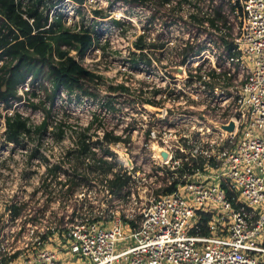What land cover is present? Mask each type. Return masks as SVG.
<instances>
[{
	"label": "built area",
	"instance_id": "built-area-1",
	"mask_svg": "<svg viewBox=\"0 0 264 264\" xmlns=\"http://www.w3.org/2000/svg\"><path fill=\"white\" fill-rule=\"evenodd\" d=\"M16 1L22 16L32 23L33 18L23 13L27 0ZM53 1H57L53 6H40L49 23L62 13L64 26L74 32L90 30L92 42L86 51L78 54L71 49L69 55L94 74L92 83L123 84L140 93L141 117L112 124L93 112L80 123L79 128L92 124L85 136L68 135L64 127L59 140L44 135L39 152L31 158L30 149L37 141L29 150L27 145L19 149L22 177L15 185L26 194L9 205L26 203L28 207L34 193L40 211L49 204L63 211L46 231L36 225L45 221L46 211L31 214L27 209L15 217L26 227L19 232L18 244L9 247L3 243L8 236L0 231V264H264V0H238L233 46L239 57H209L203 47L184 63L177 61L181 75L172 73L178 77H170L168 84L144 87L142 92L133 90L124 74L132 68V53L140 51L134 47L138 35L121 34L117 19L103 22L108 18L95 15L93 6L94 14L90 11L87 20L80 15L86 0H71L69 12L61 8L68 0ZM194 2L188 0L180 10L193 12L198 5L212 11L216 0ZM112 32L123 37L112 41ZM112 66L115 71L110 75ZM142 66L148 65L140 61L138 68ZM222 67L233 78L235 70L242 76L239 85L223 88L218 84ZM30 80L28 76L18 86L19 95L22 88L35 87L37 82L31 85ZM222 88L227 93L223 98ZM65 94L77 96L60 88V101ZM21 102H14L5 113L10 115ZM30 111L28 107L26 115ZM34 111L29 123L38 124L44 113ZM229 120L234 128L226 132L221 125ZM106 132L119 140L107 141ZM47 145L57 150L55 155L42 149ZM14 146L9 143L7 148ZM158 149L166 152L165 158ZM115 175L126 180L119 196L112 193L110 184ZM169 187L170 191H164ZM65 191L69 193L62 194ZM9 205L5 206L8 213ZM59 220L63 226L55 228ZM48 229L59 240L62 237L60 249L48 246L50 236L42 238ZM22 250L27 253L20 255ZM15 251L19 254L11 259Z\"/></svg>",
	"mask_w": 264,
	"mask_h": 264
},
{
	"label": "trees",
	"instance_id": "trees-1",
	"mask_svg": "<svg viewBox=\"0 0 264 264\" xmlns=\"http://www.w3.org/2000/svg\"><path fill=\"white\" fill-rule=\"evenodd\" d=\"M81 1V0H79ZM174 0H109L110 4L115 2H122L130 8L141 7L147 8L150 13L149 21L153 20L162 10L174 11L176 8L181 9L183 3H188V0H175V5H172ZM201 0H195L193 5ZM212 1V0H211ZM53 6L57 1L53 0H27L25 11L27 18H33L32 23L22 16L20 9V2L16 0H0V101L4 104V109L13 107L14 102L22 100L21 95L17 93L18 86L30 76L31 85H34L38 79L45 75L46 79L50 81L51 88L48 90L42 85L44 90V99L49 102L46 108L45 100L41 103H36L28 99L27 105L31 110L38 108L43 109L44 118L38 124L29 123L30 117L22 115L15 108L9 115L7 113H0V120L4 121V129L1 132L0 146L8 147L9 143L25 147L29 141H37V146L30 149L29 158L35 156L39 152V144L41 138L50 133L55 139L59 140L64 135V127L62 122H55L51 124V110L52 104L60 88L65 89L68 94L76 93L77 96L92 94L85 86L87 82L93 81L94 74L84 69L72 56L69 55L71 49L75 50L78 54H83L86 49L91 45L92 38L89 33L90 30L84 29L79 32H74L70 28L63 25L61 20L62 13H59L52 22H48V16L44 15L40 6ZM224 5L229 10V14L236 17L234 11L239 5L238 0H219L213 5L212 11H208L196 5L193 12H188L191 18L198 27H203V31L214 30L219 33L218 39L220 40L218 47L222 48L221 55L226 57H239V52L234 50L232 24L226 14ZM95 15H101V11L94 10ZM115 24H121L119 20H114ZM206 23V24H205ZM46 27V25H48ZM207 29V30H206ZM145 30L148 28L145 26ZM211 35L210 32H208ZM164 42L146 41L145 33L139 34L134 42V47L139 53H132V67L137 68L138 63L141 61L146 65H150L151 59L147 56L149 49L164 48ZM64 46V47H63ZM204 45L194 48L192 44H186L180 51L179 63H184L189 55L199 54ZM146 50V51H144ZM221 65V60L218 61V66ZM235 67L237 63L234 64ZM237 68V67H236ZM229 70L222 67L218 72V84L223 88H228L232 85L233 76L227 75ZM96 83V82H95ZM112 92H117L118 95H127L135 93L130 91L129 87L119 84L116 86L109 85ZM28 93V92H26ZM33 96L36 95L34 91L30 92ZM120 96V97H121ZM39 102V101H38ZM112 101L107 100L106 104L112 108ZM97 120V116L93 117ZM89 126L85 128H78L71 130L74 135L83 137L87 134ZM51 128V129H50ZM50 129V130H49ZM26 139V141H25ZM107 141H117L118 136L113 135L111 132L105 133ZM13 149V148H9ZM86 150V147L82 148ZM56 165L53 169H56ZM126 180L118 175H115L110 180L113 187L112 193L120 195ZM171 187L165 188L164 191H170ZM69 191L62 192L67 194ZM229 196V192H227ZM34 195V193H32ZM11 219L19 216L23 211L27 210L26 203L11 204L7 207ZM208 215L203 220L206 222ZM130 225L134 226L133 221H129ZM63 225V221L59 220L55 228ZM62 229V228H61ZM50 229H48L49 231ZM45 232L42 238H46L48 233ZM203 233H207L204 228ZM19 251H15L11 255V259L15 258Z\"/></svg>",
	"mask_w": 264,
	"mask_h": 264
},
{
	"label": "rangeland",
	"instance_id": "rangeland-1",
	"mask_svg": "<svg viewBox=\"0 0 264 264\" xmlns=\"http://www.w3.org/2000/svg\"><path fill=\"white\" fill-rule=\"evenodd\" d=\"M216 1L219 2V0ZM71 3L72 1L68 0L63 3L61 8L66 12H69L72 9L70 7ZM91 6H93L95 10H99L96 9L99 7L102 8L99 10L101 11L102 18H108L107 21L103 22H110L114 19L119 20L121 22V34L125 33V35L130 37L131 35L134 36L145 33L147 42L155 41L165 43L163 50L149 49L147 51V56L151 59V65H148L147 67L142 66L141 68L132 67L129 69L130 72L124 73L127 75L126 80L133 90H140V92H142L141 89L147 86H156V84L161 86L162 84H168L170 77H178L173 76L174 73H179V75H181V72H179L178 69L177 61L180 57V51H182L183 46L186 44H192L194 46L204 45L203 53L209 57L216 54H218V56L222 54V48L217 47V44L220 42L218 39L219 33H216V31L211 29L208 31H203V27H198L197 24L191 18H189L188 10L181 11L178 8H176L174 11L162 10L156 14L153 20L149 21L148 15L150 13L148 12L147 8H130L128 5L122 2H116L110 6L107 5V3H105L103 0H86L85 7H81L80 9V15H84L87 20L90 19V11L92 10ZM224 7L226 14H229L227 7L225 5ZM98 18L99 17H97L95 21H97ZM228 18L232 24L231 26L233 36L237 17H234L233 14H229ZM145 26L148 28L147 31L145 30ZM208 32H210L211 35H209ZM109 34L112 41L120 40L123 37L118 33L114 34V32ZM173 66L175 67L173 68ZM222 66H226L227 68V65L225 64ZM112 67L113 68L110 70L111 72L109 71L110 75H112L113 71H115V66ZM42 75L43 76L38 79L34 88L33 86H28V91H25L24 88L21 89V93H23V95H21L22 102L18 103L15 109L22 112V114L25 116H31V114L33 115L35 112L34 110L30 111V113L26 115L28 113L27 102L29 97L33 98L36 103H40V105L45 100L44 106L48 108L49 102H46V99H44V90L41 84H43V86L49 90L51 88V83L46 79L44 74ZM240 78H242V76L235 70V76L232 79V83L234 85H239ZM107 85L109 84L106 82H100L99 84H96L89 81L85 84V86L90 92H92V94H83L80 97L75 96L74 94L73 97L65 94V99L63 102L60 101L58 97L59 95H56L52 104H50L51 117L49 121L51 124H55V122H62L63 124H66L65 132L68 135H73L71 130L78 129L81 126L80 123L89 119L90 114L93 112L99 116L100 120L112 122V124L135 122L137 118L141 117L139 113L140 111L137 108V102L141 97L140 93L135 92L123 96H116V92H112L109 87H107ZM35 88L38 90L37 92L35 91ZM32 91L38 95L36 94L33 96L30 93L28 97L26 92ZM142 95L144 97L147 96V94ZM224 95H227V93L226 90L222 88V98ZM107 100H111L113 102L112 108L106 104ZM225 104L226 103H224V105ZM146 108L151 110V107L149 106ZM38 109L43 111L41 107ZM5 112L6 109H4V107H0V113L4 114ZM35 120L36 118L33 117L32 121L35 122ZM1 122L2 120H0V136L1 132L3 131ZM50 135V133H46L43 138ZM1 140L2 139L0 138V142ZM43 141H46V139H43ZM31 144H33V141H29L27 147L25 148L29 150ZM22 148L24 147L15 145L14 149L8 150L6 146H0V231L3 230L4 237L8 236L9 238L8 242L3 241L5 247L17 245L19 232L21 233L26 227V223L22 225V221H15L14 219H11L9 213L5 210V206L9 205L12 199L22 198L23 195L26 194L23 188H20L19 185H15L19 184L17 178L22 177V175H19L18 171V168L22 167L20 164L21 156L19 154V149ZM42 149L47 153H53L54 155L57 152V150L50 145H47L46 147L44 146ZM15 172L18 174L15 175ZM38 201L39 198H36V195H31L28 201L29 205L27 209H29L31 214H38V212L42 214L43 211H46L47 217L45 218V221L40 224H36L38 227H43V229L46 231L47 226L54 227L57 215L63 210L60 207H52L49 204L48 207H43L42 211H40L42 206L38 205ZM127 208L128 207H118L117 209ZM20 226L23 227L19 229ZM53 231L54 230H49L47 233V236H50L52 239L48 240V246L57 247L60 249L59 244H61L63 239L60 237L61 239L59 240L53 236ZM10 234L14 235L13 242L10 240ZM24 253L27 252L22 250L20 255H23Z\"/></svg>",
	"mask_w": 264,
	"mask_h": 264
},
{
	"label": "water",
	"instance_id": "water-1",
	"mask_svg": "<svg viewBox=\"0 0 264 264\" xmlns=\"http://www.w3.org/2000/svg\"><path fill=\"white\" fill-rule=\"evenodd\" d=\"M151 110H152V111H155V112H159V110H157V109H153V108H151ZM221 128L224 129L226 132H230V131H232L233 128H234V123H233L232 120H229L227 124H222V125H221ZM157 151L160 153V155H161L162 158H165V157H166V152H165V151H162V150H160V149H158ZM125 156H126V155H125ZM126 158H127V160H128V157H126ZM128 163H130L129 160H128Z\"/></svg>",
	"mask_w": 264,
	"mask_h": 264
}]
</instances>
